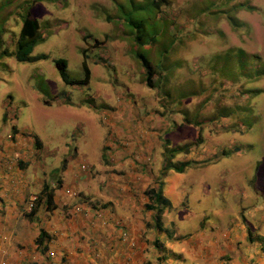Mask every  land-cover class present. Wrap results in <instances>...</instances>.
<instances>
[{
  "label": "rangeland",
  "instance_id": "obj_1",
  "mask_svg": "<svg viewBox=\"0 0 264 264\" xmlns=\"http://www.w3.org/2000/svg\"><path fill=\"white\" fill-rule=\"evenodd\" d=\"M151 2L0 0V136L6 144L20 137L25 150L32 149L30 165L44 163L43 175L53 180L62 176L57 166L71 148L85 152L89 163L98 155L107 169L129 170L130 164L141 166L143 156L150 158L144 172L152 168L159 178L155 186L138 190L145 195L160 187L179 202L167 212L172 224L201 209L210 210L208 218L218 224L233 217L239 223L243 211L255 228L244 229L242 239L263 252L264 0H174L173 10L163 9L160 34L149 27ZM170 12L176 14L173 21ZM25 18L38 26L37 42L27 53L29 40L18 43ZM140 21L147 35L143 31L138 39ZM142 58L160 66L150 86L144 83ZM58 60L65 61L68 82ZM138 122L144 124L143 136L133 138ZM145 127L157 133L148 146L153 150H143ZM112 147L115 155L122 150L114 162ZM183 147L193 152L192 159L183 160L182 174L168 172L167 161L182 163ZM82 165L79 177L92 184L82 182L75 200L96 190L93 178L99 172ZM24 172L33 175L28 165ZM204 229V238L211 236ZM241 241V247L248 243ZM44 253L43 258L55 256L53 249Z\"/></svg>",
  "mask_w": 264,
  "mask_h": 264
},
{
  "label": "crops",
  "instance_id": "obj_2",
  "mask_svg": "<svg viewBox=\"0 0 264 264\" xmlns=\"http://www.w3.org/2000/svg\"><path fill=\"white\" fill-rule=\"evenodd\" d=\"M150 129L144 134L143 150H153L148 146L154 143L157 133ZM133 132V138L138 134L143 136L139 126L135 125ZM4 142L0 136V264H29L33 260L32 264H264V251L249 239H242L244 229L255 228V222L247 219L243 211L239 223L233 217L218 224L208 218L210 210H190L175 225L167 212L178 208L179 202L170 201L162 189L170 205L160 214L165 221L155 222L156 207H147L144 191L138 190L140 185L155 186L159 178L150 163L149 174L144 172L150 158L143 156V164H130L129 170L122 166L115 169L112 165L107 169L98 155L89 163L85 152L71 148L69 156L57 166L63 168L62 176L53 180L43 175L44 163L40 162L36 168L34 163L30 165L32 149L25 150L20 137L15 142L13 139ZM115 150L113 147L110 150L112 162L122 152L115 155ZM179 151L184 153V147ZM192 153L189 151L184 156L178 153L182 163L167 161V171L182 174L186 165L183 160L192 159ZM93 162L97 163L96 167ZM82 164L99 172L93 178L96 190L89 193V198L75 200L74 191L82 188V182L92 184L79 177ZM27 165L33 175L24 172ZM148 176L151 181H144ZM55 182H60L58 188L53 187ZM104 184L106 188L102 187ZM30 203L34 210L26 214ZM127 211L132 212L129 217ZM204 227L211 236L204 238L207 232ZM241 240H248L247 245L241 247L238 244ZM43 245L49 253L51 249L55 251L54 258L41 257L46 255L44 252L38 254L36 248Z\"/></svg>",
  "mask_w": 264,
  "mask_h": 264
},
{
  "label": "trees",
  "instance_id": "obj_3",
  "mask_svg": "<svg viewBox=\"0 0 264 264\" xmlns=\"http://www.w3.org/2000/svg\"><path fill=\"white\" fill-rule=\"evenodd\" d=\"M173 2H174V0H152L151 4L148 3L146 5V7L149 6V10L154 11V14H153L154 16H153V19L150 22V26H149L151 28H154V31H155L154 33L160 34L163 31V29H162V23L164 21V17H163L164 10L163 9H164V7H168V10H171V9L173 10L174 9L173 8V4H172ZM194 5H196V4H194ZM194 5L192 6V9L193 10L195 8ZM175 8H177V6ZM182 12L183 13H186L185 11H182ZM175 15H176L175 13L170 12L169 16L172 19V21H173ZM156 20H158L159 23ZM172 21H171V23H172ZM185 21L188 24V20L186 19ZM136 26L139 28L138 34L136 35V37L138 39H140L142 37V32L143 31H144L145 36L147 35V30L144 28L145 27V24L142 23V21H140L139 23H137ZM37 28H38V26H37V23H36V21L34 19H29V18H25L24 19L23 24H22V27H21L20 34L18 36V43L19 44H22V43L27 44L26 40L27 41L29 40L28 41V46L25 49L24 53H27V51L30 49L31 43L33 45L34 43L37 42V40L35 39V34H36V31H37ZM149 37L150 36L148 34V38ZM136 57H137V55H136ZM140 62H141L142 69L145 72V80H144V83H146L147 86H150V84H151L150 83V77H151V75H153V73H156L157 74L158 71H160V66H159V64L155 66L150 61H148L147 59H144V58H142ZM55 64L58 67V71H59V74L61 75L62 80L65 81V82H68L69 80H68V78L66 76V73L64 71L65 61L64 60H58V61H56ZM85 68H86V66H85ZM195 90L197 92L200 90L199 85L196 86ZM197 92H194V93H197ZM135 125L136 126H139V127L144 126V124L140 125L139 122L137 124H135V123L133 124V126H135ZM145 130H147L146 127H145ZM200 137L201 136L198 133L197 136H196V139H197L196 141H199L201 139ZM186 149L187 148H185V150ZM56 187L57 186L55 185L54 188H56ZM160 194H161V192H159V191H156L155 192V190L152 189V188H149V189L145 190V195L149 199L148 203H146V206L147 207H150V205L152 203L150 201H154V200H158L160 203H163V200H162ZM49 203L50 202L47 199V204L49 205ZM162 206H165V205H162ZM33 210H34V206H33L32 203H30L29 206H28V213H26V214L32 213ZM158 217L159 216H157L156 219H158ZM38 242H40V244H42V241L41 240H39ZM39 247L41 248V253H43L44 250H45V248H46V246H44V245H43V247L42 246H38L37 248H39ZM38 252H40V251H38Z\"/></svg>",
  "mask_w": 264,
  "mask_h": 264
},
{
  "label": "clouds",
  "instance_id": "obj_4",
  "mask_svg": "<svg viewBox=\"0 0 264 264\" xmlns=\"http://www.w3.org/2000/svg\"><path fill=\"white\" fill-rule=\"evenodd\" d=\"M185 148H186V147H184V151H185ZM184 153H185V154L189 153V150H187V151L184 152ZM81 167L84 168L83 165H81ZM166 170H167V169H166ZM152 189H153V187H152ZM156 191L161 192L160 195H161V198H162V200H163V203H160L158 200L150 201V202L153 203V204L151 203V205L149 204L150 207H152V208H154V206L156 207L155 214H154L155 218H156L157 216H160V214L164 211V208L168 207L169 204H170L169 200L166 199V197L163 195V191H162V189H161L160 187H158ZM147 199H148V198H147ZM148 201H149V199H148ZM147 203H148V202H147ZM153 205H154V206H153ZM157 205H160V206L157 207ZM162 205H165V206H162Z\"/></svg>",
  "mask_w": 264,
  "mask_h": 264
},
{
  "label": "built area",
  "instance_id": "obj_5",
  "mask_svg": "<svg viewBox=\"0 0 264 264\" xmlns=\"http://www.w3.org/2000/svg\"><path fill=\"white\" fill-rule=\"evenodd\" d=\"M28 206H29V204H28ZM49 254H51V253H49Z\"/></svg>",
  "mask_w": 264,
  "mask_h": 264
}]
</instances>
